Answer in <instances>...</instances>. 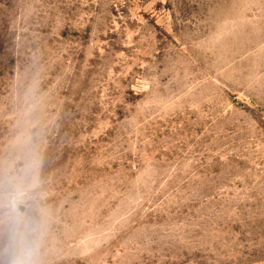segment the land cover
Returning a JSON list of instances; mask_svg holds the SVG:
<instances>
[{
	"label": "rangeland",
	"instance_id": "374dc122",
	"mask_svg": "<svg viewBox=\"0 0 264 264\" xmlns=\"http://www.w3.org/2000/svg\"><path fill=\"white\" fill-rule=\"evenodd\" d=\"M264 264V0H0V264Z\"/></svg>",
	"mask_w": 264,
	"mask_h": 264
},
{
	"label": "clouds",
	"instance_id": "9594fccd",
	"mask_svg": "<svg viewBox=\"0 0 264 264\" xmlns=\"http://www.w3.org/2000/svg\"><path fill=\"white\" fill-rule=\"evenodd\" d=\"M10 241L17 247V258L13 264H32V257L36 251L33 243L16 232L12 233Z\"/></svg>",
	"mask_w": 264,
	"mask_h": 264
}]
</instances>
